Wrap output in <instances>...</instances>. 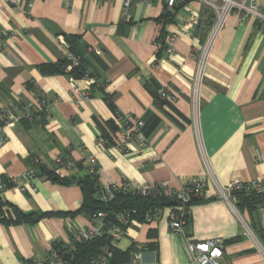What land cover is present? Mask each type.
Returning a JSON list of instances; mask_svg holds the SVG:
<instances>
[{
	"label": "crops",
	"instance_id": "0c3cea01",
	"mask_svg": "<svg viewBox=\"0 0 264 264\" xmlns=\"http://www.w3.org/2000/svg\"><path fill=\"white\" fill-rule=\"evenodd\" d=\"M193 16L197 24L190 26ZM212 21L198 0L176 9L134 1L127 10L123 0H0V108L47 102L39 120L3 129L0 182L23 176L35 157L43 163L35 169L36 192L11 187L0 193V264H42L53 243H68L72 233L93 225L85 214H70L82 204L77 181L87 176L90 157L102 187L124 181L135 187L165 181L171 191L205 185L202 201L187 208L184 234L169 227L171 207L151 223L132 221L115 245L130 258L135 252L140 264H192L188 241L221 239V264H264L243 226L263 246L264 205L250 211L234 200V212L219 196V188L232 183L264 181V34L250 17L225 21L203 63L194 114L196 68ZM172 34L177 40L168 54ZM68 54L96 83L76 79L88 94L79 102L68 70H42L64 64ZM160 89L174 99L156 100ZM107 96L116 111L143 121L141 153L134 144L128 153L95 147L101 128L120 126ZM66 154L75 166L63 173L69 183L62 185L46 173ZM12 209L39 218L7 224Z\"/></svg>",
	"mask_w": 264,
	"mask_h": 264
},
{
	"label": "built area",
	"instance_id": "2783aa9c",
	"mask_svg": "<svg viewBox=\"0 0 264 264\" xmlns=\"http://www.w3.org/2000/svg\"><path fill=\"white\" fill-rule=\"evenodd\" d=\"M66 3L69 0H64ZM96 2H103L109 0H94ZM158 2L161 1L166 9H173L177 6L185 5L189 0H123V9L127 10L132 2ZM202 5H204L208 11L213 13V21L209 30V33L203 43V48L201 55L199 57L198 65L195 74V84L192 96V104L194 108V114L197 110V85L201 76V71L204 61H206L207 54L210 47L212 46L217 33L224 26L225 21L229 17H236L240 21H244L247 18H251L257 28L264 34V0H198ZM197 17L193 16L189 25H196ZM177 40V35L172 34L166 38L167 48L166 52L168 54L172 53V46ZM96 53H99L98 49H94ZM66 60L69 61L67 70L71 71L74 67L78 65L77 59L71 55L66 56ZM80 79H82L87 86L93 85L95 82L93 79L85 73ZM76 79L70 76L69 83L70 89L76 102L80 100H85L88 98L87 92L79 88L76 84ZM158 97L161 100L168 101L173 100L174 97L169 95L164 89L158 91ZM46 100L43 98H38L34 103L19 106L15 104H10L8 107L0 108V145L6 141V137L3 134V129L5 127L11 126L12 124L19 123L21 121L33 122L37 121L42 116H44L46 108ZM116 121H119L120 126L118 131L111 136L110 142L101 137L97 136L95 140V147L100 151H106L108 149H115L119 152L128 153L130 151V145L134 144L137 148V152L141 153L147 144V141L143 135L142 129L144 123L141 119L133 117L130 114L117 113L115 116ZM43 163L42 157H35L31 160L30 168L21 177H12L7 181L0 182V193L8 188H16L20 192H36L37 187L35 185L36 180L39 178L34 167L41 166ZM88 165L89 174H97L99 172V166L94 157H90L85 160ZM75 166V162L70 154L65 156H57L54 158L53 170L52 172L59 176L64 177L63 173L66 170ZM205 185L201 182L191 183L183 187L180 191H171L168 188V184L165 181H161L157 184L146 186V187H135L128 182L113 183L111 185L103 187V192L100 199L103 201L108 200L112 197L115 192L129 193L136 192L140 196H148L152 194H160L168 197H175L183 206L178 207L175 211H172L169 219L170 229L177 234H184L185 226V215L187 210L184 207L191 199L201 200L203 197ZM238 191H243L245 193H264V181H251L249 183H239L235 182L230 184L228 187L222 189L219 188V196L228 201L231 209L236 212L234 205L233 194ZM159 216V211L153 215L145 216L144 223H151L157 220ZM105 214L98 212L96 215L91 217L92 226L79 232H74L71 234L70 241L72 242H83L88 241L93 238L99 237L103 233ZM119 223L124 224L126 222L125 215L119 214L117 216ZM241 220V218H240ZM242 222V220H241ZM243 224V223H242ZM245 234L250 238L259 248L261 253L264 255V245L262 246L255 238L252 231L244 225ZM123 230L121 226L117 225L112 227L108 231V235L111 237V242L116 245V243L123 236ZM71 244V242H68ZM64 243L62 250L59 248L57 250L52 249L50 255L47 257L42 264H63V255L68 253V246L70 244ZM188 251L192 257V264H221L223 257V247L224 241L221 239H208L204 241H188L187 242ZM136 253L134 252L130 258L129 264H140L134 259ZM111 257V252L108 249L102 250L98 253L92 262V264H109V259ZM133 257V258H132ZM20 264H31L30 262L22 261Z\"/></svg>",
	"mask_w": 264,
	"mask_h": 264
},
{
	"label": "trees",
	"instance_id": "16d2710c",
	"mask_svg": "<svg viewBox=\"0 0 264 264\" xmlns=\"http://www.w3.org/2000/svg\"><path fill=\"white\" fill-rule=\"evenodd\" d=\"M173 9H176V7ZM68 65L69 61L66 60L64 64H60L55 68L44 67L42 70L45 73H66V68ZM69 73L75 79H80L86 73V71L78 63V65L69 71ZM95 84L96 83L91 86L93 87ZM156 100L163 101L158 97V95L156 96ZM105 102L112 110L115 117L119 112L114 109L111 97L107 96ZM100 130V136L110 142L111 136L118 131V128H116L113 122H110L106 128H101ZM37 167H34L33 169L38 176V173L35 170ZM30 168H32V166ZM46 176L62 185H67L69 183V180H67L65 177H59L52 171L47 172ZM77 185L80 187L82 193V204L78 211L70 214H85L91 219V217L96 215L98 212L104 213L105 218L103 221V233L99 237L80 243L69 240L71 244L68 243L70 244L68 246V253L62 256L63 264H92L96 255L104 249H108L111 252L109 264H129V252H122L118 250L111 242V237L108 235V231L117 225L121 226L122 230L124 231L132 221L144 223L145 216L153 215L154 213L162 210L164 207H171L172 211H175L178 207L183 206L181 201L175 197H168L160 194L140 196L136 192H115L111 198L103 201L100 199V196L103 192V187L98 181L97 174L88 173L86 177L77 181ZM233 196L240 208H246L250 211L256 208L258 205H264V193L253 192L247 194L243 191H238L235 192ZM201 201L202 200L191 199L184 207L187 210L190 205L199 203ZM12 211L14 212V218L9 217L4 219L5 223L7 224L34 222L39 218V216L34 214H23L17 209H12ZM1 212L2 210L0 202V213ZM119 214L125 215L126 222L124 224L118 222L117 216ZM58 215L61 216V214ZM185 219L186 222H188L187 214L185 215ZM261 238H263L261 242L264 244V231L261 233ZM63 245L64 243H53L52 249L55 248V250H57L59 248L62 250Z\"/></svg>",
	"mask_w": 264,
	"mask_h": 264
}]
</instances>
